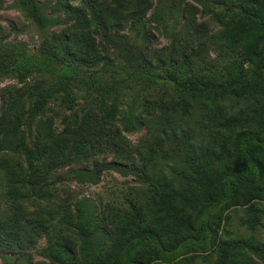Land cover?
<instances>
[{"label": "rangeland", "instance_id": "1", "mask_svg": "<svg viewBox=\"0 0 264 264\" xmlns=\"http://www.w3.org/2000/svg\"><path fill=\"white\" fill-rule=\"evenodd\" d=\"M37 1L46 6V17L58 19V24L42 30L25 15L16 0H0L1 46L18 45L24 47L28 54L39 56L41 42L46 35L58 38L66 36L70 44H73V36H77L80 38L84 57L90 59V64L83 65L82 68L99 71L105 64L107 69L101 73V77L109 81L113 77H123V64L103 44L101 35L104 32L125 35L129 16L134 14L145 23L150 38L149 54H156L165 63V72L173 78L182 80L189 75H195L222 80L233 73L235 65L245 67L241 53L226 45L224 35L227 31H224L225 27L220 23L221 10L208 12V8L204 9L202 5L191 0L183 3H159L158 0H95V15L104 24L97 23L94 18L86 31H76L73 20L61 8L65 2L82 7L86 0ZM137 11L140 14L137 15ZM85 14L90 17L89 10L85 9ZM228 19L230 16L225 20ZM162 25L167 31L163 30ZM134 41L138 45L141 43L139 39ZM199 46L204 48V63L200 66L199 57H195ZM184 55L191 57L186 64L181 60ZM166 60H171L172 63ZM40 79L49 81V76L33 75L23 82L9 75L0 77V210H6L4 166L9 165L17 171L15 180L20 179V172L26 176L29 171L38 180L43 179L41 188L34 187L36 192L38 188L41 189L40 199L34 197L37 194L31 188L29 191L26 186L20 185L19 188H24L22 192H27L33 201L27 213L41 209L43 213H48V218H52L49 230L46 233L32 234L29 245L23 244L14 250L0 246V253L9 255L7 264H58L39 256L49 240L56 237L72 252L73 262L83 264L84 260L79 256L81 240L72 227L75 223L74 205L81 200L95 207V226L98 232L94 235V244H97L98 259H101L102 264H109L113 242L136 230L132 206L138 207L137 202L143 205L144 200L152 195L148 178L143 175L155 171L156 174L161 172V175L169 178L173 168L178 171V175L189 171L184 160L175 154V142H164L160 145L155 142L154 135L157 134L160 121L175 124L176 120L175 127L179 135L187 133L186 140L189 144L197 145L194 154L200 159L199 151H205L207 144L211 143L210 139L214 142L213 149L219 155L220 147L229 148L235 134L253 126L257 110L264 105V99L259 94L237 97L228 93L206 97L182 93L169 86L137 88L122 94L116 115L109 118V101H101L93 94L78 92L71 110L57 102L50 103L42 114L28 122L27 92ZM133 100L136 102L132 124L136 125L139 121L142 125L138 130L126 133L120 122L127 116V109ZM183 103H187L189 114L179 118ZM76 143L83 144L87 149L84 155L74 160L72 157ZM102 160L119 162L129 171H103L97 185L54 182L55 177L69 169L90 168L93 162ZM254 206L257 222L253 227L242 224L244 208L231 207L214 221L217 240L212 250H200L199 253L183 256L173 264H215L221 253L227 255L228 252L245 256L254 264H264V200L256 201ZM193 208L195 209L189 203L184 211L192 216ZM198 210L199 207L195 209ZM64 214L66 220L60 224L59 220ZM45 217L42 216V219L46 220ZM148 219L150 226L159 232L163 242L185 235L163 212L149 215ZM148 224L146 221V225ZM234 243H241L242 249H237ZM221 248L225 250L221 252ZM16 254L23 257L17 259ZM0 264H4L1 259ZM141 264L163 263L151 261L142 255Z\"/></svg>", "mask_w": 264, "mask_h": 264}, {"label": "trees", "instance_id": "2", "mask_svg": "<svg viewBox=\"0 0 264 264\" xmlns=\"http://www.w3.org/2000/svg\"><path fill=\"white\" fill-rule=\"evenodd\" d=\"M161 1L183 3L186 0H158L159 3ZM191 1L202 5L204 9L208 8V12L221 10L220 23L225 27L224 31H227L224 35L226 45L241 53L245 67L235 65L233 73L222 80L195 75H189L182 80L173 78L165 72V63L156 54L154 56L149 54L150 38L145 23L141 17L131 14L125 35L106 32L101 35L103 44L122 62L123 77L103 80L101 73L107 69L105 64L99 71L83 69V65L90 64L88 62L90 59L85 58L81 51L80 38L73 36V44H70L66 36L58 38L53 35L43 37L39 56L28 54L24 47L18 45L14 47L0 45V77L9 75L23 82L33 75L49 76V81L40 79L27 92L28 122L42 114L50 103L57 102L65 109L71 110L78 92L93 94L101 101H109L111 103L107 112L109 118L116 115L122 94L135 91L137 88L169 86L182 93L206 97L230 93L237 97L259 94L264 99V0ZM16 2L25 15L42 30L50 29L59 22L58 19L46 17L44 14L46 6L37 0ZM61 8L73 20V28L76 31H86L94 18L97 23L104 24L102 19L95 15V0H86L82 7L65 2ZM85 9L89 10L90 17L86 16ZM136 14H140L139 11ZM228 16L230 19L225 20ZM162 27L167 31L164 25ZM138 39L141 41L139 45L134 41ZM198 48L195 57H199L200 66L204 63V48L202 46ZM181 58L184 64L191 60V57L186 55ZM166 62L172 63L171 60ZM135 102L132 101L127 109V116L120 122L122 130L126 133H132L142 125L139 121L136 125L132 124ZM188 114V105L183 103L182 115H179V118ZM174 122L175 124H170L161 120L154 140L158 145L175 142L177 149L175 154L184 160L189 171L178 175V171L173 168L169 178L161 175V172L156 174L155 171L143 175L148 178L147 183L152 195L144 200L143 205L137 202L138 207L132 206L136 230L131 235L117 238V241L113 242L109 264H141L142 255L151 261L173 264L183 256L199 253L200 250L203 252L212 250L217 240V232L213 228L214 221L231 207L244 208L242 224L253 227L257 222L254 203L264 200V105L257 110L253 126L235 134L229 148L220 147L219 155L213 149L214 142L210 139L211 143L207 144L205 151H199L200 159L194 154L197 145L188 143L187 133L179 135L175 127L176 120ZM86 149L83 144L76 143L72 158L77 160L86 153ZM26 154L29 156L27 152ZM4 169L6 210H0V246L14 250L23 244L29 245L31 235L35 232L46 233L51 226L52 218H48V213H43L41 209L27 213L33 201L27 192H22L24 188H19L20 185L26 186L28 191L31 188L32 192L37 194L34 197L40 199L43 179L38 180V177L29 171L26 176L20 172V179L15 180L17 171L9 165L4 166ZM106 170L122 173L129 171L119 162L102 160L93 162L90 168L69 169L55 177L54 182L97 185L101 173ZM36 180L38 181L35 184ZM35 186L40 187L38 192L35 191ZM189 203L195 209L199 207L198 211L193 208L192 216L184 211ZM157 212H163L185 232V235L163 242L159 232L150 226L148 219L149 215L153 216ZM94 214L95 207L87 204V201L75 203V223L72 227L81 240L79 256L84 260L83 264H102L101 259H98L97 244H94V235L98 232ZM42 216H46L47 219H42ZM65 220L66 214L59 223L63 224ZM241 245L234 243L239 250L242 249ZM220 250L223 252L225 249ZM8 256L0 253V259L4 264L9 263ZM15 256L17 259L23 257L20 254ZM39 256L58 264H75L72 252L57 237L49 240L47 246L39 252ZM215 264L254 263L245 256L228 252L227 255L221 253Z\"/></svg>", "mask_w": 264, "mask_h": 264}]
</instances>
